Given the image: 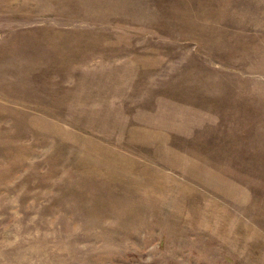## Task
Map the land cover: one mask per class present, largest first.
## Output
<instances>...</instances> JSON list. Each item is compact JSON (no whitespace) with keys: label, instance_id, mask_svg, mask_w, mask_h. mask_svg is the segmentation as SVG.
Instances as JSON below:
<instances>
[{"label":"rangeland","instance_id":"1","mask_svg":"<svg viewBox=\"0 0 264 264\" xmlns=\"http://www.w3.org/2000/svg\"><path fill=\"white\" fill-rule=\"evenodd\" d=\"M0 264H264V0H0Z\"/></svg>","mask_w":264,"mask_h":264}]
</instances>
